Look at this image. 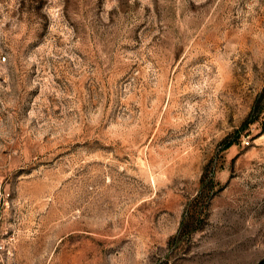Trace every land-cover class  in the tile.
I'll return each instance as SVG.
<instances>
[{"label":"rangeland","instance_id":"obj_1","mask_svg":"<svg viewBox=\"0 0 264 264\" xmlns=\"http://www.w3.org/2000/svg\"><path fill=\"white\" fill-rule=\"evenodd\" d=\"M0 182L7 264H264V0H0Z\"/></svg>","mask_w":264,"mask_h":264},{"label":"built area","instance_id":"obj_2","mask_svg":"<svg viewBox=\"0 0 264 264\" xmlns=\"http://www.w3.org/2000/svg\"><path fill=\"white\" fill-rule=\"evenodd\" d=\"M5 60L6 57H1ZM248 144V141L246 142ZM7 200V192L0 182V217L3 214L5 203ZM14 253V238L11 235L0 233V264H7L10 257Z\"/></svg>","mask_w":264,"mask_h":264},{"label":"trees","instance_id":"obj_3","mask_svg":"<svg viewBox=\"0 0 264 264\" xmlns=\"http://www.w3.org/2000/svg\"><path fill=\"white\" fill-rule=\"evenodd\" d=\"M261 264H263V262H261Z\"/></svg>","mask_w":264,"mask_h":264}]
</instances>
